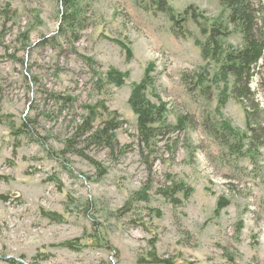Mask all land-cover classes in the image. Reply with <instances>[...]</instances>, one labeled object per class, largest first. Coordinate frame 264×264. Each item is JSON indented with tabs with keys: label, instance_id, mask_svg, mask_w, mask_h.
Returning <instances> with one entry per match:
<instances>
[{
	"label": "rangeland",
	"instance_id": "1",
	"mask_svg": "<svg viewBox=\"0 0 264 264\" xmlns=\"http://www.w3.org/2000/svg\"><path fill=\"white\" fill-rule=\"evenodd\" d=\"M168 3L205 25L228 15L221 0ZM66 8L0 0V264H264V135L248 143L234 97L219 109L226 85L202 57L200 25L190 18L179 37L166 13L135 0ZM151 64L148 96L167 122L145 141L129 100ZM204 70L207 92L193 89ZM256 70L250 109L264 125V58ZM98 105L122 121L114 151L76 138ZM176 182L190 191L174 199ZM143 188L148 199H136Z\"/></svg>",
	"mask_w": 264,
	"mask_h": 264
},
{
	"label": "trees",
	"instance_id": "2",
	"mask_svg": "<svg viewBox=\"0 0 264 264\" xmlns=\"http://www.w3.org/2000/svg\"><path fill=\"white\" fill-rule=\"evenodd\" d=\"M80 0H63L70 11L76 8ZM140 7L145 9H154L155 11L166 13L173 21V32L179 37L191 36V31L187 28L190 18L202 28L205 35L204 41H197L201 47L202 57L209 64L213 63L217 66L218 76L225 83V90L219 99V109L225 107L229 98L234 97L238 102L242 103L246 109L248 120V132L245 139L248 143L254 144L264 135V125L255 110L251 111V103L254 101V92L251 83L256 76L257 66L264 58V25L262 24L263 4L261 0H221V4L228 11L227 17L221 16L208 23L209 19L203 14L192 9L187 10L183 15L177 14L168 0H135ZM78 13L77 11L75 12ZM77 17V15L72 16ZM204 21V22H203ZM235 32L241 34L242 43L234 46L229 42V37ZM154 64L148 68L146 75L139 82L135 83L129 103L138 117V131L145 141H149L152 137L164 133L167 122L166 113L167 106L165 103L156 104L148 96V90L155 83L151 71ZM198 79L193 89L200 88L207 92L210 89L208 84L209 73L204 70L197 74ZM108 78L115 81L117 85L124 82L126 74L117 70H110ZM191 82H194L191 79ZM99 106H88V114L84 117L82 124L78 126L77 137L86 136L91 143H97L109 147L114 151L118 145L115 130L121 125L116 113L109 111L104 105L100 107L106 112L99 109ZM258 109V107H257ZM101 119L98 126H94V122ZM186 117L179 118V125L183 126ZM229 123H226L228 126ZM28 126V123H24ZM170 126V125H168ZM164 127V128H163ZM229 128L231 126H228ZM23 129V128H20ZM21 131V130H20ZM24 131V130H23ZM250 133V134H249ZM88 135V136H87ZM76 138L69 140L68 146H72ZM256 146V145H254ZM183 182H176L172 187L171 197L176 199L174 193L185 190L190 191ZM136 199L147 200V188L142 191L135 192ZM226 204L225 200H220V208ZM17 263L16 260H11Z\"/></svg>",
	"mask_w": 264,
	"mask_h": 264
}]
</instances>
